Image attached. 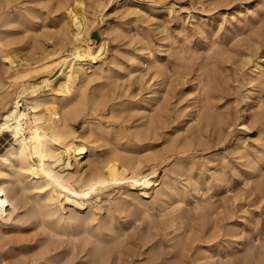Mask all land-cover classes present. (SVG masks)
Returning <instances> with one entry per match:
<instances>
[{
    "label": "rangeland",
    "instance_id": "rangeland-1",
    "mask_svg": "<svg viewBox=\"0 0 264 264\" xmlns=\"http://www.w3.org/2000/svg\"><path fill=\"white\" fill-rule=\"evenodd\" d=\"M83 1L89 36L106 40L98 60L117 78L111 85L106 78L87 84L73 127L80 130L90 119L102 137L94 143L98 153L117 147L140 158L147 171L148 155L173 154L151 171L157 185L145 198L149 217L137 200L131 209L114 212L119 237L101 264H264V0ZM64 2L0 0V56L10 52L16 63L7 68L0 59V98L17 87L11 77L16 68L31 69L62 53ZM10 10L13 21L2 23ZM34 73L29 84L41 83L44 75ZM61 82L41 85L38 92L60 97ZM98 122L112 130L109 138ZM137 131L147 138L133 147L126 140H134ZM74 139L84 142L81 136ZM11 141L5 133L0 152ZM166 176L183 196L157 199L155 190ZM15 209L1 225L0 264H31L40 256L43 232L34 219L24 218L26 206ZM96 213L105 216L106 208ZM55 239L48 242L49 254L67 252L80 264L84 251Z\"/></svg>",
    "mask_w": 264,
    "mask_h": 264
},
{
    "label": "bare ground",
    "instance_id": "bare-ground-1",
    "mask_svg": "<svg viewBox=\"0 0 264 264\" xmlns=\"http://www.w3.org/2000/svg\"><path fill=\"white\" fill-rule=\"evenodd\" d=\"M63 7L68 23L62 26V35L58 38L59 48H64L62 53L51 62L32 65L34 67H30L31 69L16 68L11 77L17 87L13 93L9 90L8 94L0 98V138L9 133L12 139L5 150L0 152V230L3 221L10 218L18 204L26 206L24 218L34 219L43 232L39 245L40 256L32 257L31 264H73L72 255L67 252L62 255L49 254L48 242L55 238H65L71 246L75 247L77 244L78 250L84 251L85 257L80 264H101L105 254L107 256L106 250L119 237L120 230L114 226V212L131 209L135 204L134 200H137V208L141 209L144 216L149 217L145 198L149 197L150 190L157 185L151 171L173 154L148 155L146 160L149 161L150 171H147L143 169L140 158L120 152L117 147L110 152L98 153L95 150L98 144L94 143L101 136L94 132L90 119L86 120L80 130L73 127L72 120L82 105L81 101L85 99L84 89L87 84L106 78L111 85L117 76L111 66L98 60L105 49L106 40L89 36L91 28L88 25L89 17L84 14V1L65 0ZM11 13L10 10L3 15L2 23L13 21ZM68 43L69 48L66 47ZM94 43H98L95 48ZM0 57L2 63H8L7 68L16 66L10 52H4ZM115 62L112 66L118 64ZM155 64L160 65L158 61ZM155 64L150 65L156 66ZM54 68H59L56 76L49 75ZM31 71L44 75L41 83L29 84ZM155 71L158 72L159 69ZM262 73L258 68L256 75L260 77ZM55 79L62 80L58 85L60 97L53 95L54 93L38 92L41 85ZM75 82L79 84L77 87L74 86ZM22 98L27 102L23 107ZM86 99L88 100L87 97ZM92 100L96 101L95 98ZM204 102L206 107L210 104L207 98ZM206 115L209 116V113L206 112ZM98 125L105 130V138H109L112 130L107 125ZM78 136L84 142H75L74 137ZM146 138L147 133L137 131L134 140L127 139L126 143L137 147L144 145L142 140ZM86 156L84 164L85 161L81 160ZM177 161L179 164L182 162L178 157ZM82 163L87 168L80 171ZM177 184L171 177H164L155 190L157 199L162 195H169L170 199L181 196L183 192ZM102 208H106L107 214L99 217L96 210ZM172 209L175 211L176 207ZM177 214L176 216L180 215ZM40 258L41 261H38Z\"/></svg>",
    "mask_w": 264,
    "mask_h": 264
},
{
    "label": "water",
    "instance_id": "water-1",
    "mask_svg": "<svg viewBox=\"0 0 264 264\" xmlns=\"http://www.w3.org/2000/svg\"><path fill=\"white\" fill-rule=\"evenodd\" d=\"M93 37H97V34H96V33H94V34H93Z\"/></svg>",
    "mask_w": 264,
    "mask_h": 264
}]
</instances>
